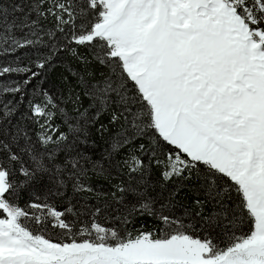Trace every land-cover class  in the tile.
I'll use <instances>...</instances> for the list:
<instances>
[{
    "label": "snow or ice",
    "instance_id": "snow-or-ice-1",
    "mask_svg": "<svg viewBox=\"0 0 264 264\" xmlns=\"http://www.w3.org/2000/svg\"><path fill=\"white\" fill-rule=\"evenodd\" d=\"M0 264H264V0H0Z\"/></svg>",
    "mask_w": 264,
    "mask_h": 264
}]
</instances>
